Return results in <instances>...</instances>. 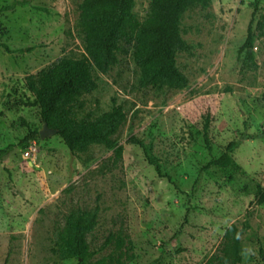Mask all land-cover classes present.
<instances>
[{
    "label": "rangeland",
    "instance_id": "374dc122",
    "mask_svg": "<svg viewBox=\"0 0 264 264\" xmlns=\"http://www.w3.org/2000/svg\"><path fill=\"white\" fill-rule=\"evenodd\" d=\"M24 1V0H17ZM0 0V149L15 146L0 161V264H77L56 245L67 217L99 208L86 241L93 260L113 264H205L219 254L225 230L239 231V264H264V0L252 28V53L243 45L254 0H210L181 17L180 36L190 46L175 63L187 79L182 90L139 85L132 51L117 54L106 74L92 71L96 89L70 106L76 120H93L114 105L126 120L113 150L92 145L72 155L52 135L20 148L28 131L42 128L39 108L25 78L61 58L85 55L78 26L83 0ZM150 0H135L142 22ZM207 124L206 137L204 127ZM152 154L170 182L157 176L142 150ZM237 142L230 168H201ZM186 218V221H184ZM125 243L117 248L116 237Z\"/></svg>",
    "mask_w": 264,
    "mask_h": 264
},
{
    "label": "trees",
    "instance_id": "16d2710c",
    "mask_svg": "<svg viewBox=\"0 0 264 264\" xmlns=\"http://www.w3.org/2000/svg\"><path fill=\"white\" fill-rule=\"evenodd\" d=\"M29 4L17 1L3 7L12 10L16 6ZM210 0H150L149 12L140 22L133 12L135 0H83L79 5L78 26L83 37L85 55L79 59L61 58L35 75L25 78V89L33 96L39 108L42 125L57 132L70 154L85 153L92 145H99L113 150L116 159L122 158L123 147L117 145L113 136L126 120L125 112L119 105L110 111L90 120H76L71 116L70 106L81 95L96 89L92 71L106 74L118 63L117 54L132 51L136 66L140 70L139 85L154 89L182 90L187 87V79L178 70L175 59L178 53L188 52L190 46L180 36V20L185 11L195 5L208 7ZM259 9V0L253 1V12L247 28V35L241 51L246 52V59L253 68H257L254 55L256 34L252 28L254 17ZM7 50V47L0 45ZM207 124L204 127L206 137ZM39 139L36 131H28L18 142L20 148ZM130 144L138 146L145 160L157 176L170 182L169 176L162 173L153 157L152 145L142 140L130 138ZM15 146L8 145L0 149V161ZM237 142H230L222 155L202 166L205 172L210 168H230L242 173L231 155ZM259 202H264V191L259 194ZM99 208L89 212L78 211L70 214L65 226L57 233L58 252L65 258H72L77 264H113L118 259L101 257L93 260L86 236L97 226ZM186 221V218L185 220ZM117 248L125 240L115 238ZM240 238L235 225H230L224 233L218 255L211 256L205 264H239Z\"/></svg>",
    "mask_w": 264,
    "mask_h": 264
},
{
    "label": "water",
    "instance_id": "95a60500",
    "mask_svg": "<svg viewBox=\"0 0 264 264\" xmlns=\"http://www.w3.org/2000/svg\"><path fill=\"white\" fill-rule=\"evenodd\" d=\"M38 134H39V137H40L41 139H44V138H46V137H50V136H52V135H56L57 132L54 131V130L49 129V128L46 126V124H43V125H42V128H41V130L38 132Z\"/></svg>",
    "mask_w": 264,
    "mask_h": 264
},
{
    "label": "built area",
    "instance_id": "2783aa9c",
    "mask_svg": "<svg viewBox=\"0 0 264 264\" xmlns=\"http://www.w3.org/2000/svg\"><path fill=\"white\" fill-rule=\"evenodd\" d=\"M32 143H33V142H32ZM32 143H31V144H32ZM31 144H30L28 147H30V148H31Z\"/></svg>",
    "mask_w": 264,
    "mask_h": 264
}]
</instances>
